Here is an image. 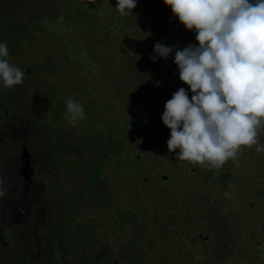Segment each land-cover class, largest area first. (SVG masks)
Returning a JSON list of instances; mask_svg holds the SVG:
<instances>
[{
    "label": "rangeland",
    "instance_id": "rangeland-1",
    "mask_svg": "<svg viewBox=\"0 0 264 264\" xmlns=\"http://www.w3.org/2000/svg\"><path fill=\"white\" fill-rule=\"evenodd\" d=\"M14 2L16 3L18 0ZM32 3L34 13H40V15H43V13H48V15L54 13V15H57L63 0H33ZM161 3L165 9L166 6L164 7L162 1ZM51 4V8L47 6H51ZM74 5L72 4L71 7ZM95 6L98 11L95 18L92 19L95 26L93 34L109 49L107 54L111 60V62L106 63L105 72L111 77L116 76V74L119 75L115 77L117 81L115 89L116 91L119 90L120 95L123 94V91L127 93V96L132 95L130 91L137 92L139 89H144L146 83H149L148 80L150 79H142L144 75H151L148 71L144 73V69H142L144 74L136 76L135 80L131 79L129 74L135 72L133 69L138 67V65L131 67L135 63L132 56L138 52L143 58L147 59L149 54L150 57L152 55L153 46L150 45V48L146 47L148 44L146 42L142 43L141 40L144 33L136 27L129 29L128 25L132 24L126 23L129 17H121L116 11L112 12L111 7L113 6L109 5L105 0H95ZM25 7L19 6V8ZM165 10L164 22H180L175 19L171 10ZM135 18L133 16V20H130V22H141ZM30 26L32 29L21 28L28 34V40L31 43L30 45L25 39V59L20 58L19 53L11 61L13 64L19 65L22 70L30 66L28 63L29 59L32 58L31 56H33L31 53L36 54L37 51H42L31 50L41 46L42 30L40 27L37 28V22L32 23ZM179 26H182V34L175 35V38H173L174 29H170V32L167 33L168 36H166L174 40L173 45L181 40L184 43L182 48L188 43L196 44L195 33L186 30L183 24H179ZM30 37L33 40L35 39V41H31ZM51 41L55 42V39ZM62 41L61 37L56 39L55 45L61 46ZM143 50L148 51L143 52ZM41 53L46 54L49 51L43 50ZM127 54L132 57L131 60L127 59ZM20 61L25 64L21 65V63H18ZM34 61L41 66L45 64L43 59ZM113 65L128 71L121 74L116 73L111 68ZM31 74L33 79H36V77L40 79L47 77L48 80L53 79L52 74L44 70L38 72L33 70ZM176 81L180 87L188 89V85L182 84L180 79ZM84 85L86 84L82 83L78 76L72 77L70 89L72 93L77 94L76 98L81 101L84 98H88V90L82 89L85 87ZM52 87L54 86L51 85V82L48 85L41 86L38 89L39 95L42 96L45 89L47 93H50ZM73 90L75 91L73 92ZM17 92L19 93L20 91L17 90ZM110 93L114 94L112 91ZM160 95L163 97L160 96L158 100H155V105L159 101L162 102L166 98H171L170 95L164 92ZM191 95L190 91L189 97ZM24 96L22 94V99L19 98L21 102L25 101ZM57 101L58 98L56 97L54 100L48 101V108L56 105ZM128 108L122 112L120 121L126 120L130 110L133 109V105H129ZM103 109L101 102H96L94 107H89L87 111L90 114H86V119L81 121L78 126L71 127L66 121L68 124L66 126L70 127L69 131L72 135L70 143L72 146L69 147V151L77 154L83 167L81 166L80 168L67 163L65 170L59 177L56 169L59 168L60 162L56 157L55 162L51 165V173L49 172L51 177L40 173L38 178L41 177L43 182L46 179H51L49 188L53 193H50L52 197H47L49 204L55 203L56 206L60 204L61 208L64 209L63 202L68 201L70 203L71 199L79 198V191L84 185V180L91 173L90 165L92 163L97 164L99 148L101 149L99 143H103L98 142L96 140L98 138H93L89 135L93 132V129H97V133H100V129H102L101 132L107 130L109 138H115L117 132L120 131L122 124H119L120 127H115L116 123H118L116 114L113 112L109 114L108 110L104 113ZM163 111L160 109L158 115L160 118ZM14 113L16 117L19 114L17 110ZM94 113H96L98 118H101L96 120L101 121L95 123V125V120H93L92 116ZM17 121L13 114L6 121L10 125V130L6 131V134L12 138V142L7 144L8 147H12L13 144L22 141V135L19 134L22 132V123L19 122L18 126L15 127ZM94 126L98 128H94ZM134 133L132 131L129 134L128 140L133 142L140 139H136L134 137L136 134ZM103 135L101 133L100 136ZM160 139L161 137H152L150 143H147L148 147L145 146V143L141 146L144 154L149 155V159L145 163H141L140 166L138 165L139 171L135 174V177L132 174L134 183L130 184L131 186L139 187L142 190L140 193H134V195L129 196H121L122 193L114 194L117 176L121 173V165L123 164L119 156L114 157L117 160H115V168L112 169V178L110 180H98L94 184L95 194L92 197L88 196L80 204L77 211L79 215L85 218L82 219L83 217H81L75 220L71 228L74 230L80 228L82 231L89 232L93 230V220L91 218L98 220L99 226L94 229L95 234L85 233L78 236L77 243H71L73 252L70 255V259L77 258L76 254L79 253L74 250L78 246H85V249L81 252L84 258L104 261L109 255L112 259L116 254V264H264V152L257 153L254 146H242L245 151L240 155L238 163L229 160L221 168L210 170L206 167H201L195 162L189 163L178 161L177 159L169 161L170 163L167 161V163L162 159V155H160L158 150L165 144L164 140ZM260 140L261 143H264V134L260 136ZM29 141L35 152L38 153V149L42 146L41 143L33 142L32 139H29ZM124 142L130 154L131 147H129V143L131 142ZM129 159H131L130 164L133 162L134 165L136 164L132 158L129 157ZM0 173H2L1 166ZM127 175L128 173H125V177ZM146 176L148 181L144 183L142 179ZM166 179L169 182H166ZM56 180L57 182L60 181V185L54 186ZM37 181L38 179L34 181L31 191L37 194L38 190H41V194H44L45 186L42 184L43 182ZM123 181L122 183H124ZM162 181H165V183H162ZM102 187L109 189L107 194L109 202L107 204L101 203V200H104L105 193L103 194V191H101L98 194ZM148 194L150 197H146ZM32 197L34 196L32 195ZM140 199L143 200L140 208L144 209L146 213L137 212V218L135 219L137 234L143 232V238L140 236L136 237L135 244V240L132 239L134 233L130 229L121 233L116 225L112 227L113 220L111 218L117 217L114 212L123 204L131 206L135 211ZM25 203L26 205L29 204L26 201ZM29 209L36 210L34 205ZM57 210L60 211V209ZM143 217L145 225L141 223ZM114 228H116L115 231ZM117 231L119 234H117ZM204 236L207 237L205 238ZM71 240L72 238L67 241ZM117 240L121 241L123 249L119 246L116 247L119 244ZM155 241L161 246L160 251L153 248L154 245H157ZM125 243H127V251H124ZM132 245L138 248L142 247V250H146L145 247L148 246V250L142 257L134 252Z\"/></svg>",
    "mask_w": 264,
    "mask_h": 264
},
{
    "label": "trees",
    "instance_id": "trees-1",
    "mask_svg": "<svg viewBox=\"0 0 264 264\" xmlns=\"http://www.w3.org/2000/svg\"><path fill=\"white\" fill-rule=\"evenodd\" d=\"M14 1L15 0H0V41L8 42V47L11 49L9 59L12 61L14 56L17 57L19 53V57L25 59V39L27 43L30 42L28 40V34L21 28L32 29L30 25L37 22V28L40 27L42 30L40 39L41 46L30 49L32 51L46 50L49 51V53L43 54L41 53L42 51H37L36 54L31 53L33 56L29 59L28 64L35 72L44 70L47 73H51L53 79L48 80L47 77L44 79L38 77L32 79V76H29L28 81L24 80L21 86L18 85L11 89H5L3 84L0 83V102L7 100V98L11 100V105L23 116V121L20 122L22 126L24 124L25 131L31 133L38 130L53 132L51 141L49 144H45L41 147L45 148L43 151L41 150V152H43L51 165L55 162L56 157L58 158L60 166L56 169L57 172L54 170L57 176L61 177L67 163L79 166L80 168L81 166L83 167L77 154L69 151V147L72 146L70 144L72 135L69 131L70 127L66 126L68 124L64 119L67 98L72 97L74 100L82 103L85 113L88 115L90 114L89 111H87L89 107H94V103L101 102V106L104 108L102 111L104 113L108 110L109 114L112 112L116 114L118 123H116L115 127H120L121 124L122 127L120 131L117 132L115 138H109L107 130L101 132L102 129L99 130L100 133H97V129H93V132L89 134L93 138H98L96 139L98 142H103L99 143L101 149L99 148V156L96 161L97 164L92 163L90 165L91 173L84 180V185L79 191V198L71 199L70 203L68 201L63 202L64 212L62 213L60 222L57 223L59 227L56 228L55 231L49 219L35 218L31 230H28L27 227L23 228V226L18 225L16 222H9L10 218H6L7 216L3 215L2 211L0 212V216L5 217V220L8 222L6 223L3 221L0 223V264H116V254L112 259L109 255L104 261H100L99 259L88 260L84 258L81 252L85 249V246H78L79 248L77 247V249L74 250L79 253H75L77 258L70 259V255L73 252L71 250V243H77L78 236L84 235L85 233L90 235L95 234L94 229L99 226V221L88 217L93 220V230L89 232L82 231L80 228L74 230L71 228V225L75 220L81 217H83L82 219L85 218L79 215L77 211L80 204H82L88 196L92 197L95 194V190L93 189L94 184L98 180H110V178H112V169L115 168V160H117V158L114 159L115 156H119L123 161L121 173L117 176L115 185L116 191H114L115 195L122 193L121 196L134 195V193H140L142 191L139 187L137 188L130 184L134 183L132 174H134L135 177V174L139 171L138 165L140 166L141 163H145L149 159V155L147 156L144 154L141 146L145 143V146L148 147L147 143H150L152 137H161L160 140H164L165 142V144L158 148L163 160L171 162V160L177 159L176 154L169 152L167 148V139L170 137V129L163 124L162 119L158 116L160 109L164 110L165 101L168 99L165 97V101H159V103L155 105V100H158L160 96L163 97L160 95L161 93L164 92L172 96V93L180 88L176 81L179 80V73L177 65L173 62L174 52L170 54L167 59L158 57L156 61L150 58L149 52V59L143 58L138 52L135 53L132 56L134 57L133 60L135 63L131 67L137 65L138 67L134 68L133 70H135V72H131L132 74L130 73L129 75H131V79L135 80L136 76H140L144 74L145 71H148L151 75H144L142 79H150L148 80L149 83H146L145 88L139 89L137 92L130 91L132 95L127 96V93L124 91L123 94L120 95L119 90L116 91L115 89L117 84L115 77L119 76L116 73L121 74L128 70L113 65L111 68L115 70L116 73H114L116 76H108L105 72L107 67L106 63L111 62V60L107 54L109 49L93 34L95 26L92 19L95 18L98 11L95 2L93 3L91 0H63V3L59 6L57 15H54V13L51 15H48V13L40 15V13H34V9H32L33 0H18L16 3ZM105 1L113 6L111 7L112 12L116 11L118 13L115 8L117 0ZM161 1L163 2V0H137V7L132 10L133 14L128 15V22H126L128 24L132 23L128 25L129 29L136 27L139 31L144 33L141 40L142 43L146 42L148 44L146 45L148 48H150V45L154 48V44L157 41L166 46H172L174 40L166 37L170 29H174L173 38H175V35L182 34L183 29L182 26H179V24H181L180 22H164L165 9L171 10V8L164 4V7L166 6L164 9L161 5ZM72 4L75 5L71 7ZM19 6L26 7L19 8ZM47 6L51 8L52 4L51 6ZM133 16L141 22H130V20H133ZM175 19L177 20L178 18L175 17ZM59 36L63 41L61 46H56L55 42L56 39L60 38ZM30 39L31 41H35L32 37H30ZM52 39H55V42H52ZM176 44L182 49L184 43L181 40ZM146 51L148 50H143V52ZM151 52V56L157 55L153 50ZM12 53L15 54L12 55ZM132 57H129V54H127V59L131 60ZM36 59H43L45 64L43 66L39 65L34 61ZM18 63H21V65L25 64L21 61ZM16 66L20 68L19 65ZM142 69H144V73ZM74 76H78L82 83L86 84L82 89L88 90V98H84L82 101L77 99V94L72 93L70 89V82ZM50 82L51 85L54 86L50 89V93H47L45 89L43 95L40 96L38 89L43 85H48ZM181 83L184 84L182 81ZM17 90L20 92L18 93ZM74 91L75 90H73V92ZM111 91L114 92V94H111ZM190 91L191 90L188 89L189 95ZM22 94L25 95V101L19 103L18 98L22 99ZM55 97L58 98L57 104L54 105L55 111L48 112L47 110L46 112L45 109L48 107V101L54 100ZM129 105H133L134 110H130V114L125 121H120L122 112L129 109ZM92 116L93 120H95L94 125L101 121H96L101 119L97 117L96 113ZM3 118H5L4 110L0 108V122ZM94 128L98 127L94 126ZM107 128L109 129L108 125ZM132 131L135 132L134 134L136 135L134 137H136V139L140 138L138 141L134 140L132 142L128 140L129 134ZM101 133L104 135L100 136ZM124 141H127V143L131 142L129 143V147H131L130 154ZM30 148L33 147L31 146ZM178 150L179 149H177V151ZM129 157L136 162L135 165L134 162L130 164L131 159H129ZM42 167L44 169L50 168V166H46L45 168L41 165V168ZM143 168H145V166H143ZM125 173H128L126 177ZM48 174L49 173H47V175ZM122 181L124 183H122ZM142 181L147 183V176L143 178ZM165 181L169 182L167 179ZM165 181H162V183H165ZM57 185H60V181L57 182ZM101 191H103V194L105 193L104 200H101V203L107 204L109 202V198H107L109 189L102 187L98 191V194H100ZM158 194L161 195L160 192H158ZM146 197H150V195L148 194ZM142 203L143 200L140 199L135 211L131 206L123 204L114 212L117 217L111 218L113 220L112 227L116 225L121 233L127 231V229H130L132 233H134L132 239L135 240V244L136 237L140 236L143 238V232L137 234L135 222L137 212H145L144 209L140 208ZM40 205H42L43 208L49 206L47 203L43 202H41ZM55 213L57 215L59 214L56 211ZM57 218L58 217L54 218V220L56 221ZM141 223L145 225L144 217L141 219ZM34 224L38 226V233L36 232ZM115 230L116 228H114V231ZM21 231L26 233L27 238L26 249L23 255H21L22 249L19 242ZM117 234H119L118 231ZM70 238H72V240L67 241ZM117 243L119 244H117L116 247L119 246L123 249L121 241L119 242L117 240ZM155 243H157V245H154L153 248L160 251L161 246L157 241H155ZM126 244L127 243H125L124 246ZM134 245H132L134 252L143 257L146 250H148V246L145 247L146 250H142V247L138 248ZM94 246L96 245L94 244ZM127 248L126 245L124 251H127Z\"/></svg>",
    "mask_w": 264,
    "mask_h": 264
},
{
    "label": "clouds",
    "instance_id": "clouds-1",
    "mask_svg": "<svg viewBox=\"0 0 264 264\" xmlns=\"http://www.w3.org/2000/svg\"><path fill=\"white\" fill-rule=\"evenodd\" d=\"M95 2V0H91ZM196 44L182 49L157 41L153 51L178 67V88L165 101L161 119L170 129L169 152L178 161L195 162L210 170L229 160L238 163L242 146L264 152V0H163ZM137 0H117L121 17L133 14ZM7 41H0V83L21 85L25 70L13 64ZM64 119L76 127L86 119L82 103L66 100ZM179 149V151H177ZM7 195L0 175V197Z\"/></svg>",
    "mask_w": 264,
    "mask_h": 264
},
{
    "label": "flooded vegetation",
    "instance_id": "flooded-vegetation-1",
    "mask_svg": "<svg viewBox=\"0 0 264 264\" xmlns=\"http://www.w3.org/2000/svg\"><path fill=\"white\" fill-rule=\"evenodd\" d=\"M32 71L33 70L30 68V66L25 67V81L29 80V76H32ZM31 78L33 79V77ZM19 103L23 102H21L19 99ZM0 108L4 110L5 114V118H3V120L0 122V166L2 167V173H0V175L3 176L4 188L7 192L6 196L0 197V212L2 211L3 215L7 216L6 218H10L9 222H16L18 225L23 226V228L27 227L28 230H31L32 223L35 218L49 219L51 226L55 231V229L59 227L57 223L60 222L62 213L64 211L61 209L60 204L58 206H56L55 203L49 204V201L47 200V197H52V194L50 193H53V191H50L49 188L51 179H46L43 182L41 177H37L40 175V173L47 174L52 170L49 160L44 156L43 152H41V150L43 151L45 148L41 147H43L45 144H49L53 136V132H46L44 130H38L34 133L27 132L25 131L23 124L22 132L19 133L22 135V141L13 144L12 147H8L7 144L12 142V138L10 135L8 136V134H6V131L10 130V125H8V122L6 121H8L10 115L13 114L18 120L15 126L17 127L18 123L23 121V116L19 113L16 117V114L14 113L16 109L11 105V100L9 98L0 102ZM45 110L46 112L47 110L48 112H54L55 108L54 106L52 108L47 107ZM29 139H32L33 142L41 143L42 146H40L38 149V153L35 152L34 148H30L31 146ZM24 148H26L30 153L29 166L32 169V175L29 181H27L20 173V166L22 163L20 160V155ZM39 157L41 158L39 159ZM41 165H43L45 168L46 166H50V168L44 169L43 167L41 168ZM50 173L48 174L49 177H51ZM37 179L39 182H43L42 184L45 186L44 194H41V190H38L37 194L31 191L34 181ZM54 183V186H56L57 180ZM32 195L34 197H32ZM25 201L29 202V204L26 205ZM41 202L47 203L49 206L43 208L42 205H40ZM32 205H34L36 210L29 209L32 207ZM57 209H61L60 212ZM55 211L59 214L57 215ZM56 217L58 218L55 221L54 218ZM3 221L8 223L5 220V217L0 216V223ZM34 226L36 228V232L38 233V226L36 224H34ZM204 237L206 238L207 236ZM19 242L22 249L21 255H23L27 243L26 233L21 231L19 235Z\"/></svg>",
    "mask_w": 264,
    "mask_h": 264
},
{
    "label": "water",
    "instance_id": "water-1",
    "mask_svg": "<svg viewBox=\"0 0 264 264\" xmlns=\"http://www.w3.org/2000/svg\"><path fill=\"white\" fill-rule=\"evenodd\" d=\"M20 160L22 162L20 166V173L25 177L27 181H29L32 175V169L29 166L30 153L26 148H24L21 152ZM199 236H201V234H199Z\"/></svg>",
    "mask_w": 264,
    "mask_h": 264
}]
</instances>
